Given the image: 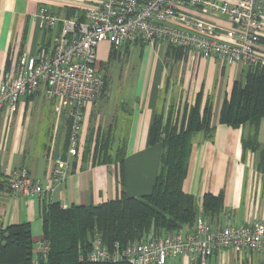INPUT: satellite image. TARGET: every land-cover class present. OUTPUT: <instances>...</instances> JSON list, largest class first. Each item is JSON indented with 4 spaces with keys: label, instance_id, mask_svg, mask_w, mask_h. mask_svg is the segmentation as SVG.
<instances>
[{
    "label": "crops",
    "instance_id": "crops-1",
    "mask_svg": "<svg viewBox=\"0 0 264 264\" xmlns=\"http://www.w3.org/2000/svg\"><path fill=\"white\" fill-rule=\"evenodd\" d=\"M98 2L0 0V79L13 76L20 56L33 55L40 47L53 45L60 24L51 28L42 26L41 7L62 19L73 14L82 17L86 9L95 7ZM261 21L256 50L264 58V18ZM210 22L219 30L230 27L223 19H220L222 27ZM134 47H138V65L131 59ZM109 50L107 40L99 41L96 59L108 60ZM126 56L130 66L124 68V73L132 87L105 100L99 112L100 107L93 109L95 102L84 105L75 156L67 154L70 118L61 113L54 101L44 97L43 84L34 93L21 96L14 111L0 110V169H25L32 180H37L49 176L58 155L71 165L65 180L43 195L12 193L6 186V176L0 172V223L4 227L29 223L35 253L37 243L43 239L42 204L93 205L117 197L121 189L131 197L150 193L162 152L159 142H149L154 112L162 109L165 118L167 110H176L178 119L184 111L188 113L198 98L202 107L208 102L211 104L212 129L192 135L183 190L193 195L197 215L203 214L204 193L221 194L223 211L217 218L219 224L227 222L231 214L234 223L244 222L248 217H263L257 215L261 198L256 201L254 196H263L264 191H258L252 180L257 177L254 164L258 156L242 145V138L250 134L251 128L248 125L230 127L219 121L222 103L232 84L243 83L250 68L240 63L228 64L215 56L203 57L193 50L184 51L177 59L165 49L156 51L141 42L128 46ZM96 134L123 136L120 166L114 157L115 150H112L111 161L104 163L93 158ZM231 164L235 166L232 170ZM120 167L122 185L116 181V169ZM166 264L197 262L187 256H174L169 257ZM207 264H264V254L244 250L234 254L220 249Z\"/></svg>",
    "mask_w": 264,
    "mask_h": 264
},
{
    "label": "built area",
    "instance_id": "built-area-1",
    "mask_svg": "<svg viewBox=\"0 0 264 264\" xmlns=\"http://www.w3.org/2000/svg\"><path fill=\"white\" fill-rule=\"evenodd\" d=\"M197 13L223 19L230 27L219 30ZM39 16L46 28L60 24V32L53 45L20 56L11 78L0 79V110L14 111L21 96L34 93L43 84L44 97L70 118L69 156L77 154L84 105L98 100L103 90L96 59L99 41L107 40L121 54L141 42L156 51L164 46L193 50L203 57L215 56L250 69L264 65L256 50L264 0H99L82 17L73 14L59 19L45 7L40 8ZM70 171V163L60 155L43 179L32 180L25 169H0L8 190L22 195L50 192ZM221 247L234 254L242 250L264 254V219L216 224L198 214L190 229L149 233L142 240L123 245H107L94 233L91 247L80 259L124 258L129 264H165L169 257L182 255L207 264ZM37 248L39 260H45L48 243L42 239Z\"/></svg>",
    "mask_w": 264,
    "mask_h": 264
},
{
    "label": "trees",
    "instance_id": "trees-1",
    "mask_svg": "<svg viewBox=\"0 0 264 264\" xmlns=\"http://www.w3.org/2000/svg\"><path fill=\"white\" fill-rule=\"evenodd\" d=\"M110 48L107 61L121 54ZM165 51L177 59L184 52L169 46ZM162 112V109L154 112L149 132V142H159L162 147L150 193L131 197L121 189L117 197L93 205L42 204L43 240L49 245L45 260H39V254L33 251L29 223L5 227L0 223V264H129L124 258L89 261L80 259V255L91 247L94 233H98L107 245L113 242L123 245L142 240L149 233L161 235L191 228L197 215L196 206L193 195L183 190L182 183L187 172L192 135L198 131L208 133L212 129L211 104L208 102L202 107L198 98L188 113L184 111L178 119L176 110H167L165 118ZM263 118L264 66H261L248 69L243 83L235 81L232 84L219 114V121L230 127L248 125L251 128L250 134L242 138V145L245 150L258 155L259 165L264 164V143L258 141ZM112 146V135L96 134L93 158L98 162L111 161ZM120 148L114 151L119 166L123 160ZM116 181L122 185L121 167L116 169ZM202 207L203 216L219 224L217 218L223 211L221 194L204 193ZM220 249L228 250L217 248Z\"/></svg>",
    "mask_w": 264,
    "mask_h": 264
},
{
    "label": "rangeland",
    "instance_id": "rangeland-1",
    "mask_svg": "<svg viewBox=\"0 0 264 264\" xmlns=\"http://www.w3.org/2000/svg\"><path fill=\"white\" fill-rule=\"evenodd\" d=\"M197 15L208 20V21H214L222 27V24L220 22V18H218V17L211 16V15H203L201 13H197ZM165 47H163L162 49H166ZM127 49L128 48L125 49V53L118 54V55H116V58H113L109 61H107V60L99 61L100 59L97 58V61L99 62L98 70H99V72L103 78V90H102V93H101L99 99L94 101L95 102L93 104L94 110H98L97 108L100 107V109L98 110V112H99L101 110L105 100H107L108 98L113 99V98H115V96L120 95V93H123L127 89H130L132 87L131 81L126 80V78H125L126 72L124 73V68L130 66L129 62H128V65L126 63ZM110 50H111V48H110ZM110 50H109V52H110ZM137 54H138V47H134L133 53H132L133 57L131 58L134 61V65H135V63L137 65L139 64ZM125 86H126V88H125ZM100 104H102V105L99 106ZM258 135H259L258 141L263 144L264 143V118L261 122L260 131H259ZM112 138H113V146H112L111 151L112 150L114 151L117 148H120V143L123 139V136L121 137V136H119V134L118 135L113 134ZM248 151H250V150H248ZM250 152L254 153L252 151H250ZM234 168H235V166L231 164L230 169L232 170ZM254 169H257V170H255L257 177H254L252 180L258 186V189H257L258 191H261V190L264 191V164L261 163L259 165L258 158H257V161L255 160ZM244 189H245V186L243 184H241V190H244ZM254 197H256V201H257V198H259V197L261 198L260 202L258 201L257 215H262L263 217H254V218L248 217L247 219H245L246 221L247 220H255V219H264V194H263V196H254ZM232 217H234L233 214H231L230 217L227 218V220L231 219V221H232L233 220ZM222 219L224 220V217L221 218V221H222ZM246 221H244V222H246ZM239 223H242V221H240Z\"/></svg>",
    "mask_w": 264,
    "mask_h": 264
}]
</instances>
